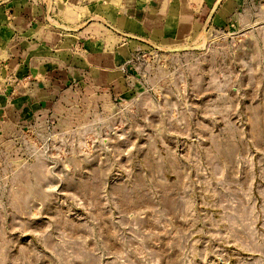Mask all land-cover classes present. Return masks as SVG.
I'll return each mask as SVG.
<instances>
[{"label":"rangeland","instance_id":"1","mask_svg":"<svg viewBox=\"0 0 264 264\" xmlns=\"http://www.w3.org/2000/svg\"><path fill=\"white\" fill-rule=\"evenodd\" d=\"M222 8L0 113V264H264V0Z\"/></svg>","mask_w":264,"mask_h":264},{"label":"crops","instance_id":"2","mask_svg":"<svg viewBox=\"0 0 264 264\" xmlns=\"http://www.w3.org/2000/svg\"><path fill=\"white\" fill-rule=\"evenodd\" d=\"M231 1L0 0V113L39 105L71 76H111L109 32L118 41L168 43L197 32Z\"/></svg>","mask_w":264,"mask_h":264}]
</instances>
